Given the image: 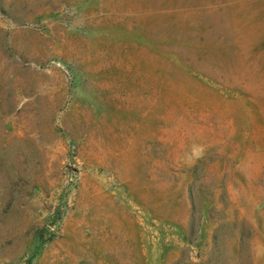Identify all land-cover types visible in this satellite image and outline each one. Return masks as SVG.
Masks as SVG:
<instances>
[{"label": "rangeland", "instance_id": "obj_1", "mask_svg": "<svg viewBox=\"0 0 264 264\" xmlns=\"http://www.w3.org/2000/svg\"><path fill=\"white\" fill-rule=\"evenodd\" d=\"M0 264H264V0H0Z\"/></svg>", "mask_w": 264, "mask_h": 264}]
</instances>
